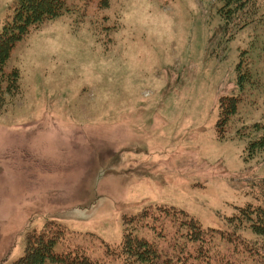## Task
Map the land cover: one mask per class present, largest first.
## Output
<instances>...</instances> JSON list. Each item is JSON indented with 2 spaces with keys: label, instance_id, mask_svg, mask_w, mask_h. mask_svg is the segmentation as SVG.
Listing matches in <instances>:
<instances>
[{
  "label": "rangeland",
  "instance_id": "374dc122",
  "mask_svg": "<svg viewBox=\"0 0 264 264\" xmlns=\"http://www.w3.org/2000/svg\"><path fill=\"white\" fill-rule=\"evenodd\" d=\"M15 1L0 0V30ZM100 1L70 0L7 63L21 92L0 104V264H16L27 232L49 220L66 227L57 252L80 246L119 264L108 246L125 216L157 205L214 229L212 261L264 264V238L229 220L264 206V151L246 159L255 136H237L264 123L262 26L239 29L219 0ZM243 50L254 81L220 140L219 99L239 93ZM160 229L135 232L174 258L200 247L170 219Z\"/></svg>",
  "mask_w": 264,
  "mask_h": 264
},
{
  "label": "trees",
  "instance_id": "16d2710c",
  "mask_svg": "<svg viewBox=\"0 0 264 264\" xmlns=\"http://www.w3.org/2000/svg\"><path fill=\"white\" fill-rule=\"evenodd\" d=\"M70 0H16L13 5L11 18L6 21L0 30V104L6 96L13 97L21 92L20 72L18 68L6 70L7 63L18 42L27 37L33 30L49 20L61 16L68 11ZM89 0H85L87 2ZM223 17L235 24L239 29L250 24L262 26L264 30V0H219ZM108 0H101L100 6H107ZM262 24V25H261ZM264 47V39L262 40ZM248 50L241 52V59L236 65V85L239 93L236 95H222L219 99V113L216 121L218 138L224 140L229 135L232 118L239 111V104L247 94L248 85L254 81L252 69L249 65ZM251 131L247 132L246 129ZM252 132V133H251ZM255 136L249 139L246 145V159L253 158L264 151V123L257 122L252 126H243L238 129L237 136ZM239 213L229 218L233 225L245 224L256 234L264 238V206L248 204L239 208ZM178 229H185L182 233L189 240L199 242L197 252L178 254L174 258L163 250L157 241H151L135 232L139 227L156 228L160 237L165 236V221ZM124 233L117 247H110L114 258L119 264H235L231 260L222 258L212 261L209 252V240L214 237L213 228H205L200 222L183 209L174 206L157 205L148 206L138 214L125 216ZM160 222V224H159ZM176 222V224H175ZM154 225H153V224ZM233 229V228H232ZM234 238L239 234L233 229ZM66 227L55 220H49L41 230H30L26 234V247L24 254L16 264H106L104 261L92 258L80 246L68 248L57 252V243L66 238ZM230 240L234 238L227 235Z\"/></svg>",
  "mask_w": 264,
  "mask_h": 264
}]
</instances>
